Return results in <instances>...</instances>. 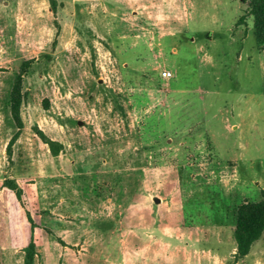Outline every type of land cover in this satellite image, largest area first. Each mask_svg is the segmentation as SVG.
<instances>
[{"label": "rangeland", "instance_id": "obj_1", "mask_svg": "<svg viewBox=\"0 0 264 264\" xmlns=\"http://www.w3.org/2000/svg\"><path fill=\"white\" fill-rule=\"evenodd\" d=\"M55 1L0 0L1 264H26L32 236L33 264H264V235L234 255L235 208L264 189V45L244 0Z\"/></svg>", "mask_w": 264, "mask_h": 264}, {"label": "trees", "instance_id": "obj_2", "mask_svg": "<svg viewBox=\"0 0 264 264\" xmlns=\"http://www.w3.org/2000/svg\"><path fill=\"white\" fill-rule=\"evenodd\" d=\"M51 8L54 13H57V3L55 0H50ZM245 3V15L253 17V27L256 41L259 45H264V0H244ZM58 29L60 25L56 21ZM56 41L54 44H56ZM33 59L24 60L21 63L19 72L16 74L13 87L10 93V109L12 117L16 123L17 131L11 137L8 144V156L11 159L12 146L20 136L21 130L24 126L23 119L21 117V106L25 98L23 89V79L25 74L29 71ZM35 132L40 138L48 144L50 151L53 155H58L63 149V144L57 140L48 137L42 129L38 126L34 127ZM5 186L13 190L19 199H22L24 189L13 178H7L4 182ZM262 198L257 201H244L235 208L236 224L233 230V237L236 242L235 258L240 259L247 256L256 241H258L264 235V189L261 192ZM28 218L32 222L34 227V220L29 215ZM26 256L25 263L33 264L34 256L36 253V245L31 238L30 243L25 248ZM1 264V258H0Z\"/></svg>", "mask_w": 264, "mask_h": 264}, {"label": "built area", "instance_id": "obj_3", "mask_svg": "<svg viewBox=\"0 0 264 264\" xmlns=\"http://www.w3.org/2000/svg\"><path fill=\"white\" fill-rule=\"evenodd\" d=\"M161 73H162V77L165 79H169L173 76L171 70L169 69H164Z\"/></svg>", "mask_w": 264, "mask_h": 264}]
</instances>
